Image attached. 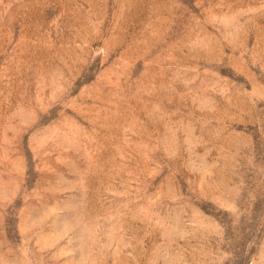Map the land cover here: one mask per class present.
<instances>
[{
  "label": "rangeland",
  "instance_id": "obj_1",
  "mask_svg": "<svg viewBox=\"0 0 264 264\" xmlns=\"http://www.w3.org/2000/svg\"><path fill=\"white\" fill-rule=\"evenodd\" d=\"M0 264H264V0H0Z\"/></svg>",
  "mask_w": 264,
  "mask_h": 264
}]
</instances>
